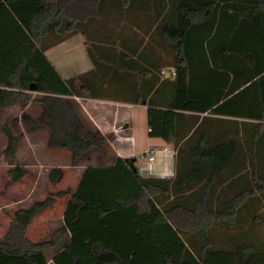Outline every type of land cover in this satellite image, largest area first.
Instances as JSON below:
<instances>
[{"label":"trees","instance_id":"16d2710c","mask_svg":"<svg viewBox=\"0 0 264 264\" xmlns=\"http://www.w3.org/2000/svg\"><path fill=\"white\" fill-rule=\"evenodd\" d=\"M80 34L89 52L93 43L123 46L135 36L134 53H154L156 89L139 102L149 106L150 136L178 148L175 179L141 177L134 158L106 166L113 135L72 99L97 94L84 75L64 81L46 56ZM224 69L225 81L213 83L211 72ZM31 93L41 95L42 111L27 124L47 130L48 146L69 151L72 166L87 168L65 227L34 244L28 228L54 199L19 210L0 239V264H47L50 248L62 249L55 264H264V0H0V114L30 104ZM224 116L234 120L217 118ZM0 126L18 182L28 174L16 164L20 140L1 118ZM61 175L54 169L51 179ZM86 217L131 234H85ZM217 227L230 232L217 238Z\"/></svg>","mask_w":264,"mask_h":264},{"label":"crops","instance_id":"0c3cea01","mask_svg":"<svg viewBox=\"0 0 264 264\" xmlns=\"http://www.w3.org/2000/svg\"><path fill=\"white\" fill-rule=\"evenodd\" d=\"M137 42V37L125 36L123 46L93 43L89 52L86 39L80 34L48 50L46 56L64 81L84 75L85 82L97 94L87 98L75 96L72 99L82 106L88 119L103 135H113L110 147L107 149L106 166H113L116 159L121 156L131 157L136 161L135 166L141 177L173 180L177 175L178 148L161 138L150 136L149 106L139 102L141 96H145L150 91L154 92L156 89L154 79L158 73L153 67L154 53L147 52L142 56H140L139 50L134 53L137 49ZM211 73L212 82L215 83L221 80L225 81L229 70L224 69L221 72ZM168 77L164 76V78ZM228 88L229 85L222 89L224 93ZM205 115L212 116L209 114L200 116L204 117ZM217 118L234 120L229 116ZM240 121L256 122L245 119ZM207 134L212 135L213 130L207 131ZM150 149L155 151L156 156L155 162L152 164L142 158L144 152ZM65 153L70 155L67 151ZM24 168L28 172L25 177L18 182L8 180L0 191V202H4L3 205H0V239L8 233L19 210L29 209L35 203L42 202L52 196L54 203L38 214L28 228V238L31 242L34 244L46 243L51 241L57 231L65 227L67 209L87 167H75L72 166L71 160H62L54 167L32 163ZM54 169L62 172L57 181L51 179ZM70 190L72 193H68ZM61 192L67 193L58 196L57 194ZM84 219L90 220L88 217ZM98 219L90 220L84 224L85 234L98 237L107 234L114 236L113 234L116 233L131 234L127 228L100 226ZM221 231L230 232L229 229H221ZM72 241L73 236L68 233L64 240V247H68ZM132 244H127V247L122 244V247L130 249L133 248ZM227 245L229 246V244ZM61 252L62 249L59 248L45 250L47 264H55V258ZM259 260L264 261V251L259 253Z\"/></svg>","mask_w":264,"mask_h":264},{"label":"rangeland","instance_id":"374dc122","mask_svg":"<svg viewBox=\"0 0 264 264\" xmlns=\"http://www.w3.org/2000/svg\"><path fill=\"white\" fill-rule=\"evenodd\" d=\"M122 25L124 26L125 23L124 22L121 23L120 27ZM163 57H166V55L163 54ZM166 70L163 71L167 72ZM162 72H161L162 77L170 76L169 72L166 75H164ZM31 96H32V102L27 106L16 105L5 109L0 114L2 124L8 125L11 128L12 132L20 140L17 150L16 164L24 168L28 164L31 165L32 163L38 164L40 166L44 164L45 166H52V167H54L55 164L59 163L62 160H67V161L71 160L72 163V157L69 151L67 152H69L70 155L65 153V151L63 150L61 152L60 150H55V149L50 150L51 148L48 147L49 133L47 130H36L35 132L33 128L27 124L28 120L40 116L42 111L40 104L37 101H35L36 99L40 98L41 95L37 93H31ZM7 145H8L7 137L0 126V191L4 188L8 180H12L11 176L9 175V172L14 167L13 165H11V163L6 159L4 155V151ZM245 157H247L248 161L246 163V166L244 167V170L246 172L244 173V175L246 176V174H249L248 175L249 178L248 177L247 178L251 180L252 178L251 173L253 170V166L250 165L251 155L249 154L248 151ZM92 164L93 165L97 164L96 159L92 162ZM46 174L48 175V172ZM3 204L4 202L1 201L0 205ZM258 215L261 218L264 217V203L262 204V207L258 212ZM248 224L249 223L246 222L245 226H248ZM259 226H263L264 228V221ZM221 229L222 228L217 227L215 230L217 238H219ZM221 244L222 243L218 242L217 246Z\"/></svg>","mask_w":264,"mask_h":264},{"label":"built area","instance_id":"2783aa9c","mask_svg":"<svg viewBox=\"0 0 264 264\" xmlns=\"http://www.w3.org/2000/svg\"><path fill=\"white\" fill-rule=\"evenodd\" d=\"M163 74H166L165 71L162 72ZM176 72L172 71L170 72V76H175ZM155 151L153 149H150L148 151H145L142 158H144L149 164H152L155 162ZM122 159H133L131 157H125V156H121Z\"/></svg>","mask_w":264,"mask_h":264}]
</instances>
